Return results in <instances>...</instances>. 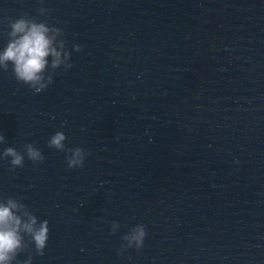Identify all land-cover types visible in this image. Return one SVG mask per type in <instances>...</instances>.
Segmentation results:
<instances>
[{"label":"water","instance_id":"95a60500","mask_svg":"<svg viewBox=\"0 0 264 264\" xmlns=\"http://www.w3.org/2000/svg\"><path fill=\"white\" fill-rule=\"evenodd\" d=\"M21 16L60 28L72 67L49 56L40 93L0 69V152L44 156L0 159V200L49 228L12 264H264V0H0V51Z\"/></svg>","mask_w":264,"mask_h":264},{"label":"clouds","instance_id":"9594fccd","mask_svg":"<svg viewBox=\"0 0 264 264\" xmlns=\"http://www.w3.org/2000/svg\"><path fill=\"white\" fill-rule=\"evenodd\" d=\"M40 15H45V10H39ZM8 42L0 51V69L8 70L12 65L14 78L27 85L34 93H40L53 82L52 76L45 77L42 73L48 65V57L51 56V68L56 69L63 64L65 70L72 65L68 63L70 53L65 49L63 39L59 41L60 51L53 46L57 36H62V30L50 26L46 21L37 22L35 19L21 16L15 20H9ZM73 50L81 51L79 45H73ZM63 52V59H62ZM66 136L57 131L48 140V147L58 151L66 152L65 162L69 169L81 168L87 153L80 147L66 148L64 141ZM4 142V136L0 135V143ZM25 156L34 164L43 162L44 156L33 144L24 145V152H18L13 147H7L0 152V159L10 158L12 169L23 167ZM119 225L112 224V232ZM48 221L40 220L28 207L15 198L0 200V264H12L16 257L28 248L34 246L37 255H43L48 239ZM146 230L144 225L136 224L129 232L122 236L124 244L122 247H133L139 249L143 245ZM25 237L28 238L25 242ZM119 254V253H118ZM31 264V256L23 262Z\"/></svg>","mask_w":264,"mask_h":264}]
</instances>
